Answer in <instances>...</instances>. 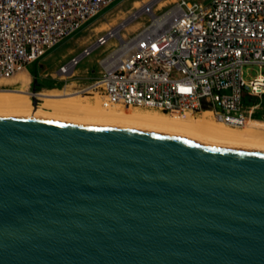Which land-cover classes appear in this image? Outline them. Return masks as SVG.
Returning a JSON list of instances; mask_svg holds the SVG:
<instances>
[{
    "label": "water",
    "instance_id": "obj_1",
    "mask_svg": "<svg viewBox=\"0 0 264 264\" xmlns=\"http://www.w3.org/2000/svg\"><path fill=\"white\" fill-rule=\"evenodd\" d=\"M0 264H264V144L0 110Z\"/></svg>",
    "mask_w": 264,
    "mask_h": 264
},
{
    "label": "built area",
    "instance_id": "obj_2",
    "mask_svg": "<svg viewBox=\"0 0 264 264\" xmlns=\"http://www.w3.org/2000/svg\"><path fill=\"white\" fill-rule=\"evenodd\" d=\"M116 1L0 0V78L29 71ZM144 15L148 23L132 32L123 26L126 17L108 27L56 75L71 79L80 62L103 47L108 52L98 60L99 75L83 88L106 106L182 118L209 112L231 126L256 118L261 103L245 99L264 96V74L249 81L243 74L246 65L264 67V0H176L160 13L140 11L133 21Z\"/></svg>",
    "mask_w": 264,
    "mask_h": 264
},
{
    "label": "bare ground",
    "instance_id": "obj_3",
    "mask_svg": "<svg viewBox=\"0 0 264 264\" xmlns=\"http://www.w3.org/2000/svg\"><path fill=\"white\" fill-rule=\"evenodd\" d=\"M135 15H132V18L130 17L127 22ZM74 75H72L73 79L79 76L77 68ZM57 78L62 81L63 77L57 75ZM68 81H65L66 84L63 88H48L33 94L30 90L31 74L29 71H22L12 78H0V110L47 111L96 118L136 120L186 128L223 139L264 144V118L250 119L242 126H231L214 120L209 116V112L182 118L153 109L121 105L106 106L99 95L91 100L92 97L85 92L87 87H85L86 89L76 88L75 82L67 83ZM34 95H37L38 98H34Z\"/></svg>",
    "mask_w": 264,
    "mask_h": 264
},
{
    "label": "rangeland",
    "instance_id": "obj_4",
    "mask_svg": "<svg viewBox=\"0 0 264 264\" xmlns=\"http://www.w3.org/2000/svg\"><path fill=\"white\" fill-rule=\"evenodd\" d=\"M173 1L176 0H117L108 9H106L100 15L95 17L91 22L85 25L74 36L64 40L40 60L28 65V70L33 74L32 75L30 73V90H34L35 81L38 82L37 89L40 91L48 88H63L66 84L65 81L58 80L56 75L59 66L62 63L68 61L72 55L79 52L82 47L87 45L92 39L99 36L106 29H108V27L118 23L125 17V20L127 22V20L130 19V13L131 16L139 14V12L144 11V8L147 6L148 7L145 9V11H153V13H160L168 5L173 3ZM201 1L209 2L211 0ZM148 21L149 18L146 15L135 21L131 19L125 25L127 32L137 30L144 24H147ZM119 27L121 28L122 26L119 25ZM107 52L108 51H105L102 47L94 51V53L89 57L83 59L77 66L79 76L75 79H68L69 81L67 83L75 82L77 86L76 88L84 87L85 85L90 83L95 77L99 75L101 65L99 64L98 60L105 56ZM259 73L264 74V67L261 69L257 65H246L244 67L243 75L247 81L254 79ZM44 74H46V76H44ZM91 100H94L93 97ZM245 102L247 104L260 102L261 108L257 110L256 116L264 115V96L262 98H252L251 96L247 95ZM253 119L259 118L256 117Z\"/></svg>",
    "mask_w": 264,
    "mask_h": 264
},
{
    "label": "trees",
    "instance_id": "obj_5",
    "mask_svg": "<svg viewBox=\"0 0 264 264\" xmlns=\"http://www.w3.org/2000/svg\"><path fill=\"white\" fill-rule=\"evenodd\" d=\"M257 115V114H256ZM257 118H264L263 115L256 116Z\"/></svg>",
    "mask_w": 264,
    "mask_h": 264
},
{
    "label": "crops",
    "instance_id": "obj_6",
    "mask_svg": "<svg viewBox=\"0 0 264 264\" xmlns=\"http://www.w3.org/2000/svg\"><path fill=\"white\" fill-rule=\"evenodd\" d=\"M29 72H30V71H29ZM30 73H31V72H30ZM31 74H32V73H31ZM32 75H33V74H32ZM44 76H46V74H44ZM44 76H43V77H44Z\"/></svg>",
    "mask_w": 264,
    "mask_h": 264
}]
</instances>
